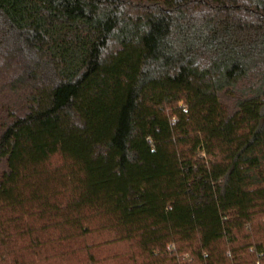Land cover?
Masks as SVG:
<instances>
[{
  "label": "trees",
  "instance_id": "1",
  "mask_svg": "<svg viewBox=\"0 0 264 264\" xmlns=\"http://www.w3.org/2000/svg\"><path fill=\"white\" fill-rule=\"evenodd\" d=\"M0 264H264V0H0Z\"/></svg>",
  "mask_w": 264,
  "mask_h": 264
}]
</instances>
